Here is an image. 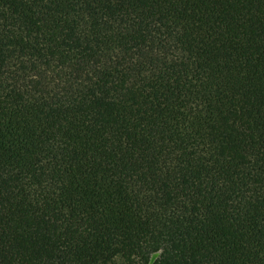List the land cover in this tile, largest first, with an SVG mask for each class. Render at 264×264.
<instances>
[{
  "label": "trees",
  "instance_id": "trees-1",
  "mask_svg": "<svg viewBox=\"0 0 264 264\" xmlns=\"http://www.w3.org/2000/svg\"><path fill=\"white\" fill-rule=\"evenodd\" d=\"M0 264H264V0H0Z\"/></svg>",
  "mask_w": 264,
  "mask_h": 264
}]
</instances>
